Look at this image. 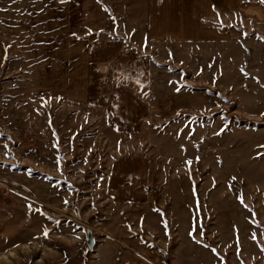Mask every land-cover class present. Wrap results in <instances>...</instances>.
I'll return each instance as SVG.
<instances>
[{"label": "rangeland", "instance_id": "obj_1", "mask_svg": "<svg viewBox=\"0 0 264 264\" xmlns=\"http://www.w3.org/2000/svg\"><path fill=\"white\" fill-rule=\"evenodd\" d=\"M1 1L0 264H264V2L188 0L170 27L141 0H109L132 53L118 57L117 101L102 83L88 105L81 85L51 82L48 55L111 31L106 5L73 0L65 22L64 4L50 20L49 0H26L35 37Z\"/></svg>", "mask_w": 264, "mask_h": 264}, {"label": "crops", "instance_id": "obj_2", "mask_svg": "<svg viewBox=\"0 0 264 264\" xmlns=\"http://www.w3.org/2000/svg\"><path fill=\"white\" fill-rule=\"evenodd\" d=\"M17 1V2H16ZM6 2L7 4H13L14 2L19 4V9H18V16H14L13 18H17L18 19V24L19 26L20 21L24 22V25H26L28 23L33 25L31 26L29 29V32H36L37 26H36V22L35 19L37 17H39V14H37L34 11V8L30 7L28 8L27 11H21L22 6L25 5L26 0H2L1 3ZM13 2V3H12ZM141 2H143L145 4V11L146 13H150V18H151V22L156 19L157 17L161 19H167V20H172L171 23L172 25L167 24L170 27H174V24H179L182 20H186L188 17L186 14L187 11L189 12L190 9V5L191 2L188 0H141ZM193 2V1H192ZM33 3H36L34 0H31V4L33 5ZM51 5H53L51 7V9H48L47 12L44 13H40V15H46L48 19L50 20H57V18H59L57 16V9H58V5H65V16L63 18L65 20V22H69L72 18H71V11H72V4H73V0H65V2H61V0H49V2ZM99 3H103L106 5V8H101L100 12L98 13L97 19L99 21H102L103 24H107V25H112V30H108L107 28H105L104 26H101L99 28L96 29H87V33L90 34V32L96 31V38L92 39V40H85L83 41L82 45L79 46V51L80 53L78 54L77 52L74 53V51L72 52V56L69 55L68 57L64 55V53L59 54L57 51V48L55 47L54 49H52V51L50 52V54L48 55V61H50L49 66H51V69L53 70V73H51L50 75L53 74V80H51V82L53 84H58L59 82H63V80L66 81V95L70 94L71 89V84L75 83L77 85V87L79 88L81 85V91H79V93H81L80 99L82 101V104L86 103L88 105H93L96 104L97 102V96L96 92L94 90L102 88L100 87L101 84L103 83V86H107V84H110V90H112L113 93V97H115V100L117 101V62L119 61L120 63H123V60H120V58H124L125 60H127L126 56H130L131 55V51L127 48H125V46L127 44V42L125 40H123V42H125V45L123 44H117V37H116V29H117V18L119 19H124L123 14H118L116 9L111 6H108L106 3L110 4L109 0H99ZM200 3L198 2V5ZM215 7H212V6ZM210 10L213 12V14L217 15V12L215 11V9H217L216 5L214 2H211L210 6H209ZM32 9V10H31ZM56 10V11H55ZM201 7L199 6L195 12H192V14H196L193 15L192 17L195 19H201L202 18V14L200 13ZM218 10V9H217ZM115 12V13H114ZM112 13V15H111ZM114 15L115 18H112ZM161 15H163L164 17H162ZM5 16H3L2 18H4ZM218 17V16H217ZM8 19H11L10 17H8ZM165 19V20H166ZM189 19V18H188ZM29 21V22H27ZM18 27V30L20 31L21 28ZM178 26V25H176ZM27 29V28H26ZM33 31H30V30ZM174 30V33H176V35H183L185 34V32H183L181 29V27H176V28H172ZM122 30H124V35H130L131 39H135V35H136V29L135 28H123ZM141 33L143 31V39H142V45H147L148 41H149V35L151 37V41L153 40V33L156 32V28L154 27L153 29V24L152 27L150 29V34L148 33V28L145 29H140ZM57 31V29H55V32ZM29 32L27 31L26 34L28 35ZM46 32V31H45ZM69 35L74 34V31H66ZM51 29L50 27L47 29V36H46V43L45 44H49V45H57L58 42H56V37L58 34L56 35H52L51 34ZM66 33V34H67ZM30 35V34H29ZM36 37V33L34 34ZM43 35V34H42ZM75 35V34H74ZM77 35V34H76ZM180 35V36H181ZM52 36H54V38H52ZM150 42V41H149ZM67 43V41H66ZM151 43V42H150ZM152 44V43H151ZM77 48V47H76ZM117 48H118V52L117 53ZM61 53V52H60ZM23 54L18 53V59L19 61H23V65L26 66V58L24 56H22ZM120 57V58H118ZM26 60V61H25ZM52 60V61H51ZM129 60V59H128ZM58 61H60L61 63L58 64ZM66 61V62H65ZM64 62V63H63ZM95 62V63H94ZM64 66L66 68L67 74L64 76L63 74H61V72H59L58 67ZM129 70V73H132V70L130 69V66L127 67ZM50 69V70H51ZM72 71V73H74V71H76L77 73L80 72V74L82 75L81 78V82L82 83H77L76 81L70 82L68 77L70 75H72L70 72ZM75 72V73H76ZM76 73V74H77ZM64 76V77H63ZM128 79V77H127ZM80 82V81H78ZM55 89H58L55 87ZM107 89V87H106ZM77 90V89H76ZM105 90V88H104ZM106 91V90H105ZM72 92V91H71ZM77 92V91H76Z\"/></svg>", "mask_w": 264, "mask_h": 264}, {"label": "water", "instance_id": "obj_3", "mask_svg": "<svg viewBox=\"0 0 264 264\" xmlns=\"http://www.w3.org/2000/svg\"><path fill=\"white\" fill-rule=\"evenodd\" d=\"M88 247L92 249L95 245V238L92 235V232H88V241H87Z\"/></svg>", "mask_w": 264, "mask_h": 264}, {"label": "snow or ice", "instance_id": "obj_4", "mask_svg": "<svg viewBox=\"0 0 264 264\" xmlns=\"http://www.w3.org/2000/svg\"><path fill=\"white\" fill-rule=\"evenodd\" d=\"M61 2L63 3V2H65V0H61ZM262 2H264V0H262ZM44 235H48V233L45 232Z\"/></svg>", "mask_w": 264, "mask_h": 264}, {"label": "bare ground", "instance_id": "obj_5", "mask_svg": "<svg viewBox=\"0 0 264 264\" xmlns=\"http://www.w3.org/2000/svg\"><path fill=\"white\" fill-rule=\"evenodd\" d=\"M51 254V253H50ZM46 256V255H45ZM40 264V263H39Z\"/></svg>", "mask_w": 264, "mask_h": 264}]
</instances>
